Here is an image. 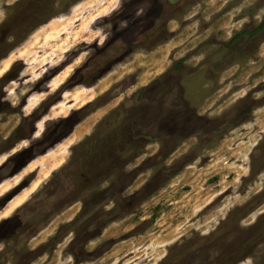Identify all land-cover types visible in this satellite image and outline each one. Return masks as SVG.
<instances>
[{
  "label": "rangeland",
  "instance_id": "1",
  "mask_svg": "<svg viewBox=\"0 0 264 264\" xmlns=\"http://www.w3.org/2000/svg\"><path fill=\"white\" fill-rule=\"evenodd\" d=\"M0 264H264V0H0Z\"/></svg>",
  "mask_w": 264,
  "mask_h": 264
},
{
  "label": "trees",
  "instance_id": "2",
  "mask_svg": "<svg viewBox=\"0 0 264 264\" xmlns=\"http://www.w3.org/2000/svg\"><path fill=\"white\" fill-rule=\"evenodd\" d=\"M261 29V25L257 28V29H255L253 32H251L247 37H252L253 35H255L259 30ZM63 170H61V171H59V172H62ZM58 172V173H59ZM96 190H98V188H96L95 189V191ZM110 192V189H107V190H105V191H103V192H101V193H96L94 196H92V199L91 200H89L85 205H84V208L82 209V212L80 213V216H82V215H84V213H86L85 211L87 210V208L89 207L88 205H94L93 207H92V210L90 211V212H95L96 210H99L100 208H102L103 207V205H107L108 203H109V201L111 200V199H109V198H112V195H108V197H107V200H105V201H103L102 199L104 198V196L106 195V194H108ZM88 206V207H87ZM73 224H69L68 226H64V227H61V231L63 232V231H66V230H68V229H71V230H73V226H72ZM62 234V236H64V233H61ZM60 237H61V235H60Z\"/></svg>",
  "mask_w": 264,
  "mask_h": 264
},
{
  "label": "bare ground",
  "instance_id": "3",
  "mask_svg": "<svg viewBox=\"0 0 264 264\" xmlns=\"http://www.w3.org/2000/svg\"><path fill=\"white\" fill-rule=\"evenodd\" d=\"M62 30V29H61ZM61 49V48H60ZM56 81V80H55ZM109 83V81L107 82V81H104V82H102V83H100V85H98V87H97V90L98 91H100V90H102L107 84ZM94 93V92H93ZM92 93V95H94ZM84 94V93H83ZM92 95H91V98H92ZM89 98V97H88ZM81 99V98H80ZM84 99H85V97H84ZM90 99V98H89ZM83 102V101H82ZM91 124V123H90ZM87 126V125H86ZM85 127V126H84ZM80 129V128H79ZM87 130L88 129H86V132H87ZM83 132V131H82ZM77 133V132H76ZM85 134V133H84ZM82 136V135H81ZM63 149V148H62ZM57 153H58V151H57ZM56 153V154H57ZM60 159V158H59ZM60 164V163H59ZM34 189V188H33ZM28 190V189H27ZM22 194V193H21ZM21 194H20V196H21ZM19 199V198H18ZM13 203H15V202H13ZM9 208V207H8Z\"/></svg>",
  "mask_w": 264,
  "mask_h": 264
},
{
  "label": "flooded vegetation",
  "instance_id": "4",
  "mask_svg": "<svg viewBox=\"0 0 264 264\" xmlns=\"http://www.w3.org/2000/svg\"><path fill=\"white\" fill-rule=\"evenodd\" d=\"M133 132H134V134H135V136H138L139 134H142L143 136H148V134H147V132L145 133H139L138 131H137V129H133L132 130ZM145 147H147V145L146 144H144V148Z\"/></svg>",
  "mask_w": 264,
  "mask_h": 264
}]
</instances>
